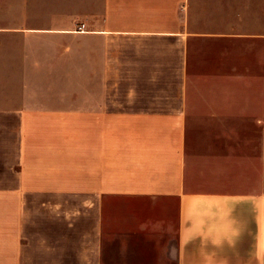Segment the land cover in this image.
I'll return each mask as SVG.
<instances>
[{
    "label": "crops",
    "instance_id": "1",
    "mask_svg": "<svg viewBox=\"0 0 264 264\" xmlns=\"http://www.w3.org/2000/svg\"><path fill=\"white\" fill-rule=\"evenodd\" d=\"M0 264H264V0H0Z\"/></svg>",
    "mask_w": 264,
    "mask_h": 264
},
{
    "label": "built area",
    "instance_id": "2",
    "mask_svg": "<svg viewBox=\"0 0 264 264\" xmlns=\"http://www.w3.org/2000/svg\"><path fill=\"white\" fill-rule=\"evenodd\" d=\"M83 28H84V25H81V26L79 27L80 30H83Z\"/></svg>",
    "mask_w": 264,
    "mask_h": 264
},
{
    "label": "rangeland",
    "instance_id": "3",
    "mask_svg": "<svg viewBox=\"0 0 264 264\" xmlns=\"http://www.w3.org/2000/svg\"><path fill=\"white\" fill-rule=\"evenodd\" d=\"M245 131H243V133H244ZM252 134L254 135V131H252Z\"/></svg>",
    "mask_w": 264,
    "mask_h": 264
}]
</instances>
